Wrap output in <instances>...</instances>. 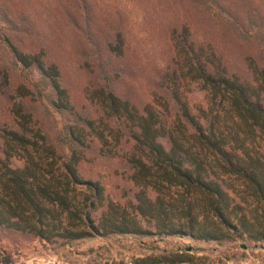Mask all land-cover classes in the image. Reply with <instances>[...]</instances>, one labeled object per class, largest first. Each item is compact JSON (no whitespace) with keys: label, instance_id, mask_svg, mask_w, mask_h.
Masks as SVG:
<instances>
[{"label":"trees","instance_id":"trees-1","mask_svg":"<svg viewBox=\"0 0 264 264\" xmlns=\"http://www.w3.org/2000/svg\"><path fill=\"white\" fill-rule=\"evenodd\" d=\"M187 34L182 27L172 36L177 66L191 81L201 83L207 96V106H200L197 113L174 78L168 100L162 103L164 110L171 104L173 119L150 103L139 110L106 84L95 91L105 120L120 121L130 130L132 152L126 162L136 187L130 209L107 201L103 187L78 171L80 147L87 146L85 131H96L92 120L66 123L64 136L54 144L47 135L28 128L30 114L19 101L13 113L20 129L2 135L0 229L47 243L112 234L217 242L247 237L264 242V145L261 149L259 142L256 145L258 138L264 141V67L254 69V82L243 81L228 73L213 53L206 55L188 42ZM5 41L15 63L46 80L49 105L59 113L75 114L56 64L48 63L41 51L24 52L10 39ZM110 46V51L122 52L120 34ZM0 76L8 82L6 72L0 71ZM15 92L21 99L33 94L24 84ZM95 134L103 145L107 143L102 131ZM14 147L22 150L19 166L10 164ZM233 177L240 182L239 190L234 191ZM10 261L0 250V262ZM132 263L195 264L184 252L137 257Z\"/></svg>","mask_w":264,"mask_h":264},{"label":"rangeland","instance_id":"rangeland-1","mask_svg":"<svg viewBox=\"0 0 264 264\" xmlns=\"http://www.w3.org/2000/svg\"><path fill=\"white\" fill-rule=\"evenodd\" d=\"M182 27L188 29V42L206 55L213 53L228 73L243 81L254 82V69L264 67V0H0V71L8 77L6 83L0 76V158L4 131L20 129L13 113L19 101L30 114L28 128L54 144L64 136L66 123L90 119L107 143L99 141L95 130L86 129L87 146L80 147L78 171L103 187L107 201L130 209L136 189L126 162L132 152L130 130L120 121L105 120L95 91L106 84L139 110L150 103L173 119L171 104L164 110L162 103L168 100L174 78L194 112L206 107L201 83L191 81L177 66L172 34ZM117 34L122 39L120 54L110 51ZM5 38L24 52L41 51L48 63L56 64L75 114L59 113L49 105L46 80L13 61ZM20 84L33 94L21 99L15 92ZM256 145L261 149L263 139ZM11 151L16 155L10 164L21 165L22 150ZM231 180L234 191L239 190L240 182ZM148 194L156 195L150 187ZM0 250L9 264H133L137 257L168 252L191 255L195 264H264V242L247 237L217 242L112 234L47 243L0 229Z\"/></svg>","mask_w":264,"mask_h":264},{"label":"water","instance_id":"water-1","mask_svg":"<svg viewBox=\"0 0 264 264\" xmlns=\"http://www.w3.org/2000/svg\"><path fill=\"white\" fill-rule=\"evenodd\" d=\"M43 264H54V263H43Z\"/></svg>","mask_w":264,"mask_h":264},{"label":"bare ground","instance_id":"bare-ground-1","mask_svg":"<svg viewBox=\"0 0 264 264\" xmlns=\"http://www.w3.org/2000/svg\"><path fill=\"white\" fill-rule=\"evenodd\" d=\"M47 263H50V262H47ZM54 264H56V263H54Z\"/></svg>","mask_w":264,"mask_h":264}]
</instances>
